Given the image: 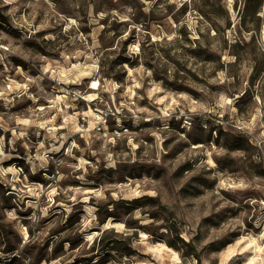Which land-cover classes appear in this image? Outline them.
<instances>
[{
    "label": "rangeland",
    "instance_id": "rangeland-1",
    "mask_svg": "<svg viewBox=\"0 0 264 264\" xmlns=\"http://www.w3.org/2000/svg\"><path fill=\"white\" fill-rule=\"evenodd\" d=\"M21 249L264 264V0H0V252Z\"/></svg>",
    "mask_w": 264,
    "mask_h": 264
},
{
    "label": "built area",
    "instance_id": "built-area-1",
    "mask_svg": "<svg viewBox=\"0 0 264 264\" xmlns=\"http://www.w3.org/2000/svg\"><path fill=\"white\" fill-rule=\"evenodd\" d=\"M0 264H33L32 258L21 251L0 252Z\"/></svg>",
    "mask_w": 264,
    "mask_h": 264
},
{
    "label": "clouds",
    "instance_id": "clouds-1",
    "mask_svg": "<svg viewBox=\"0 0 264 264\" xmlns=\"http://www.w3.org/2000/svg\"><path fill=\"white\" fill-rule=\"evenodd\" d=\"M94 68H95V64H94V66H93ZM105 90H108V89H105ZM80 95V93L79 92H77L76 93V96H79ZM86 99H92L93 97H91V96H87V97H85ZM89 115H91V113H89ZM93 127H95V124H93ZM77 130H79V129H73V131H77ZM84 135L85 136H87V130H84ZM55 150V149H54ZM69 154H71L70 152H69ZM109 159L111 160V157H109Z\"/></svg>",
    "mask_w": 264,
    "mask_h": 264
},
{
    "label": "bare ground",
    "instance_id": "bare-ground-1",
    "mask_svg": "<svg viewBox=\"0 0 264 264\" xmlns=\"http://www.w3.org/2000/svg\"><path fill=\"white\" fill-rule=\"evenodd\" d=\"M88 73H82L81 76H86ZM97 84V83H94V85ZM94 89V87H92ZM63 135L65 134V131H62L61 132ZM112 220L113 218H110V220L106 223V227H110L112 225Z\"/></svg>",
    "mask_w": 264,
    "mask_h": 264
},
{
    "label": "snow or ice",
    "instance_id": "snow-or-ice-1",
    "mask_svg": "<svg viewBox=\"0 0 264 264\" xmlns=\"http://www.w3.org/2000/svg\"><path fill=\"white\" fill-rule=\"evenodd\" d=\"M93 87H95V85H93Z\"/></svg>",
    "mask_w": 264,
    "mask_h": 264
}]
</instances>
